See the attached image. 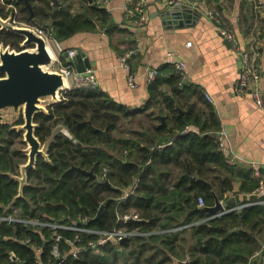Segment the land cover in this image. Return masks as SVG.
<instances>
[{"label":"trees","instance_id":"1","mask_svg":"<svg viewBox=\"0 0 264 264\" xmlns=\"http://www.w3.org/2000/svg\"><path fill=\"white\" fill-rule=\"evenodd\" d=\"M59 1L63 3L60 8L53 0H0V16L14 17L16 8L20 13L18 22L52 28L60 43L84 31H103L113 45L120 42L119 30L111 24V15L99 0H80L81 8L76 12L66 3L68 0ZM24 39L0 25V46L21 51ZM130 41L128 50L119 56L136 52V45ZM159 73L150 85L149 100L141 108L119 103L98 87L63 91L61 100L48 106V112L38 113L36 135L43 144L51 140L49 159L38 157L36 166L28 172L29 183L21 197H17L19 183L10 174H17L28 159L23 151L12 149V138L21 137L23 132L1 124L0 140L6 145L0 144V212L2 206L14 203L26 216L62 221L69 226L154 232L85 249L78 258L70 255L61 264H261L264 205L240 207L253 199L232 200L225 196L232 191L230 181L238 170L227 163L219 148L221 122L216 109L208 104L204 115L195 105L188 106L194 94L200 98L202 94L196 85L181 84L173 64L159 67ZM164 85L170 87L175 103L167 98ZM141 116L148 120L142 118L138 129L130 127L124 132L125 120L135 121ZM160 116L165 117L166 125ZM23 123L21 118L16 124ZM57 127L65 128L68 135L61 130L56 133ZM99 129L107 130L105 143ZM175 166L180 167L177 174ZM214 166L217 171L224 169L227 177L218 189L203 181ZM73 167L93 171L96 178L91 180ZM244 172L239 192L252 196L259 183L253 170ZM193 177L198 180L192 181ZM137 181L135 193L120 201ZM200 197L205 199V206H214L218 197L230 211L211 218L212 214L199 207ZM86 209L90 216L84 222L80 216H88ZM119 213H134L146 221L120 224ZM62 234L69 239L76 235L71 230ZM52 236L47 228L37 232L23 224L0 223V264H36V253L25 244L28 238L44 248V263H56L51 255ZM82 238L83 243L98 242L100 236L84 232ZM69 248L62 244L63 250Z\"/></svg>","mask_w":264,"mask_h":264},{"label":"crops","instance_id":"2","mask_svg":"<svg viewBox=\"0 0 264 264\" xmlns=\"http://www.w3.org/2000/svg\"><path fill=\"white\" fill-rule=\"evenodd\" d=\"M100 1L111 15V24L119 30L117 37L120 42L114 40L118 44L113 45L109 34L103 31L79 32L62 42L66 51L61 54L57 50L56 42L50 41L59 59L57 64L59 61L60 64L68 62L66 54L68 50H82L92 63V70L97 74L98 87L117 102L136 109L144 106L150 98L151 83L146 76L147 69L169 64L172 59L184 61L188 70L187 82L196 85L199 93L202 94L200 98L198 94L192 92L194 95L188 101V106L195 105L204 115L208 111V104L214 106L221 127L229 136L228 152L223 154L227 163L236 167L238 171L233 174L234 177L230 181L233 186L232 191L227 192L225 196L232 200L236 198L243 200L244 197L253 199L250 202L258 200L259 197L256 195L239 192V187L244 180V171L253 170L254 164L261 166L264 178V106H258L251 95L241 96L234 92V84L241 68L215 25L207 17H201L194 26L167 28L157 14L168 5V1L148 0L147 9L150 18L145 26L139 27L127 17L128 0ZM181 1L192 6V0ZM78 2L68 0L66 3L76 12L81 8L80 0ZM90 2L92 3L93 0ZM212 2L210 5H216L227 24L245 44L252 40L259 41L262 50L260 86L264 89V16L247 0H213ZM131 39L133 45H136L135 56L131 58V69L137 75L139 82L136 89L128 85V73L119 63V55L128 50ZM162 88L166 96L170 94L173 97L168 85ZM206 94L213 97L212 102L207 99ZM131 122L134 121L125 120V125L130 126ZM213 169L214 171L206 173L203 181L211 188L218 189L222 180L227 177L224 169L217 171L215 166ZM174 170L177 174L180 167L175 166ZM197 180V177L192 178V181ZM261 264H264V255Z\"/></svg>","mask_w":264,"mask_h":264},{"label":"built area","instance_id":"3","mask_svg":"<svg viewBox=\"0 0 264 264\" xmlns=\"http://www.w3.org/2000/svg\"><path fill=\"white\" fill-rule=\"evenodd\" d=\"M168 6H180L183 4L181 0H167ZM192 0L191 5L194 9H198L201 13V17H207L217 28L219 34L225 39L228 40L231 44V51L236 56L239 65H240V75L237 81L234 84V92L238 95H251L254 97L255 102L258 106H264V89L260 86V81L262 79L261 72V58H262V50L261 45L258 40H252L249 43L245 44L241 37L235 32V30L227 24L221 11L215 6L210 5L213 0ZM249 1L253 7L260 12L264 16V0H247ZM101 2V1H100ZM107 3V1L105 2ZM215 3V2H212ZM13 5H9L11 7ZM148 0H128L126 6V13L129 20L133 21L135 25L142 27L145 26L150 16L148 13ZM18 10L15 8V15L11 18L12 22L17 25H27L24 22H18L17 20ZM35 30L43 36L48 43L50 41H55L57 50L59 53H65V48L62 46L57 39L54 37V32L52 28L47 27H34ZM22 47V44H21ZM54 51V50H53ZM77 50H68V59L74 57L77 54ZM55 53V52H54ZM135 51H128L125 54L119 56V63L123 69H125L128 73L127 82L128 85L136 89L139 86L137 75L132 71L129 60ZM171 55V53H170ZM172 59V58H171ZM58 57L55 53V62L52 63V69L61 73L65 78L67 88L63 91L69 89H96L99 86V80L97 74L94 70L89 69L85 72H79L74 63L69 61L66 63L57 64ZM173 64L181 76V84L187 82V65L184 61L172 59L171 63ZM159 67H151L147 69V79L150 83L154 82L159 76ZM207 99L209 101H213V97L209 94H206ZM228 133L226 130L221 127L218 131L217 142L219 148L222 152H228ZM104 172H108V169L105 168ZM10 176L14 178L19 183V189L17 197L20 196V181L18 177H21V170L17 174L11 173ZM253 177L258 181L259 185L254 190L252 195H256L259 197L258 200L254 202H248L240 207H249L256 204L264 205V178L261 171V166L258 164L253 165ZM104 176L101 180H104ZM138 186L137 183L133 186L132 189L126 191L123 197L120 198V201L127 198L128 196L135 193V189ZM1 205V204H0ZM205 206V199L203 197L199 198V207ZM225 206V205H224ZM3 210L0 212V223H5L6 225H16L23 224L27 227L32 228L34 231L40 232L44 229H49L52 232L51 242L52 251L51 255L57 260V262L48 261L44 263L42 258L44 256V248L38 244H36L31 238H28L25 242L35 253H36V264H61L63 260H65L68 256H74L78 258L85 249H93L98 245H105L110 241H119L124 240L128 237L133 236H146L149 233L146 231H142L139 228L134 230H129L126 227L116 228L112 231L107 230H99V229H91L82 225L69 226L62 221H53L47 219H41L37 217L26 216L23 213V208L19 205H15L11 203L9 205L2 206ZM230 209L226 206L223 211L214 214L211 218L220 217L226 213H228ZM89 216H80L82 221H86ZM139 216L134 213L120 214L118 216V223L125 224L131 222L132 219H138ZM192 225V224H191ZM191 225H186L184 227H188ZM71 230L76 233L74 239L65 238L62 234V231ZM94 233L100 236L98 242L88 241L87 243H83L82 233ZM66 243L70 248L68 250L62 249V244ZM14 261L20 262V260L12 255Z\"/></svg>","mask_w":264,"mask_h":264},{"label":"water","instance_id":"4","mask_svg":"<svg viewBox=\"0 0 264 264\" xmlns=\"http://www.w3.org/2000/svg\"><path fill=\"white\" fill-rule=\"evenodd\" d=\"M53 4L57 8L63 6L59 0H53ZM30 8L32 10L31 5ZM157 15H160L167 28L194 26L202 16L198 9L186 4L174 7L167 5ZM0 25L1 29L13 31L25 38L21 51H12L8 46L5 49L3 44L0 46V125L9 123V118L5 114L6 109L11 108L15 113L24 109V123L19 125L21 127L19 130L24 131V141L29 147L28 160L21 164V177H18L20 181V196L18 197H21L25 186L29 183L28 172L36 166L38 157L44 156L49 159V154L45 151L42 141L36 135L38 127V123L35 121L36 115L41 112H48V106L51 103H47L46 99L52 98L54 103L59 102L61 93L67 88V84L61 73L48 67L55 62V53H51L49 50V47L53 50L51 44L34 27L19 26L13 23L11 18L5 19L1 16ZM226 43L231 47L228 40ZM68 60L74 63L79 72L92 69L90 59L82 50H79L74 57ZM167 98L171 103H175V99L170 94H167ZM178 109L183 113L179 107ZM160 117L166 125L165 117ZM99 130L103 134V142L105 143L108 136L107 130ZM73 169L88 176L91 180L96 178L93 171H86L78 167H73ZM104 208L103 205L96 219L100 217ZM200 208L214 215L223 211L225 206L216 197L214 206ZM87 215L90 216L88 211ZM131 221L145 222L146 220L138 218ZM187 261H183V263H187Z\"/></svg>","mask_w":264,"mask_h":264},{"label":"rangeland","instance_id":"5","mask_svg":"<svg viewBox=\"0 0 264 264\" xmlns=\"http://www.w3.org/2000/svg\"><path fill=\"white\" fill-rule=\"evenodd\" d=\"M76 3H79L78 2V0H74ZM68 3V2H67ZM20 13L18 12V16H17V18L20 16L19 15ZM19 26H23V24L22 25H19ZM25 26H27V25H25ZM29 26V25H28ZM22 46H23V43H22ZM5 47V49L7 48L6 46H4ZM9 48H10V50H12V51H18L17 49H12L10 46H8ZM23 48H25V47H23ZM50 69H52V65H49L48 66ZM61 96H62V93H61ZM46 102L47 103H54V100L52 99V98H48V99H46ZM45 106H47V105H45ZM5 114L8 116V118H9V123L8 124H10L11 126H13V128H16L17 130H19L21 127L19 126V124H16L17 122H18V120H20L21 118H23L24 119V109H20L17 113H15L14 112V110L13 109H11V108H8V109H6L5 110ZM142 118H144V120H148L146 117H138L137 119H135V121L133 122V124L131 125V126H127V125H125V131L124 132H127V131H129V129H130V127H134V128H137V123L140 121V119H142ZM138 129V128H137ZM65 131V133L67 132V134H68V131L65 129V128H62V127H57L56 129H55V132L57 133V132H59V131ZM20 131H22V130H20ZM22 132H24V131H22ZM12 139H14V145L12 146V149L13 150H22L24 153H27L28 154V144L24 141H22V140H24V136H21V137H19V136H17V137H15V138H12ZM51 139V138H50ZM49 139V140H50ZM51 141V140H50ZM50 141H48L47 143H45V144H43V147H44V149H45V151L47 152L48 151V147H49V142ZM0 144H3V145H6V142L5 141H3V143H2V140H0ZM103 177V176H102ZM102 177H100V179L102 178ZM149 234L148 235H150L151 233H154V232H148ZM147 236V235H146Z\"/></svg>","mask_w":264,"mask_h":264},{"label":"bare ground","instance_id":"6","mask_svg":"<svg viewBox=\"0 0 264 264\" xmlns=\"http://www.w3.org/2000/svg\"><path fill=\"white\" fill-rule=\"evenodd\" d=\"M49 50L51 51L52 54H54L53 50L49 47Z\"/></svg>","mask_w":264,"mask_h":264},{"label":"flooded vegetation","instance_id":"7","mask_svg":"<svg viewBox=\"0 0 264 264\" xmlns=\"http://www.w3.org/2000/svg\"><path fill=\"white\" fill-rule=\"evenodd\" d=\"M22 136H24V132H23V135ZM23 142H24V140H22ZM22 151V150H21ZM27 154V153H26ZM27 156H28V154H27ZM28 160V159H27Z\"/></svg>","mask_w":264,"mask_h":264}]
</instances>
